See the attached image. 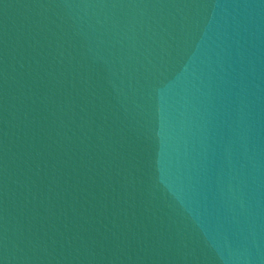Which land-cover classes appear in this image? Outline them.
Listing matches in <instances>:
<instances>
[{
	"label": "water",
	"instance_id": "obj_1",
	"mask_svg": "<svg viewBox=\"0 0 264 264\" xmlns=\"http://www.w3.org/2000/svg\"><path fill=\"white\" fill-rule=\"evenodd\" d=\"M0 264H264V0H0Z\"/></svg>",
	"mask_w": 264,
	"mask_h": 264
}]
</instances>
